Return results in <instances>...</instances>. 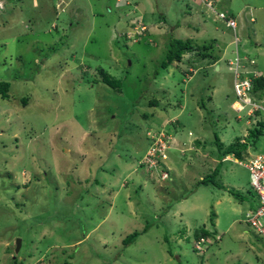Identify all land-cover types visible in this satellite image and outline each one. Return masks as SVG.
Segmentation results:
<instances>
[{"label": "rangeland", "instance_id": "1", "mask_svg": "<svg viewBox=\"0 0 264 264\" xmlns=\"http://www.w3.org/2000/svg\"><path fill=\"white\" fill-rule=\"evenodd\" d=\"M4 1L0 81L10 90L0 94V264H264V237L245 223L256 204L248 171L234 166L228 179L227 165L216 176L223 190L199 185L207 150L191 144L195 136L209 142L214 128L225 145L247 132L227 105L231 73L191 51L159 68L172 38L229 56L245 55L236 33L264 47V0H213L212 9L190 0ZM137 12L149 30L140 42L127 38L145 32L126 24ZM220 13L234 18L235 33ZM101 68L121 86L101 82ZM183 115L193 118L164 148L165 182L160 165L146 163L158 148L150 139ZM220 192L229 200L217 204ZM203 227L217 240L200 252L193 241Z\"/></svg>", "mask_w": 264, "mask_h": 264}, {"label": "trees", "instance_id": "2", "mask_svg": "<svg viewBox=\"0 0 264 264\" xmlns=\"http://www.w3.org/2000/svg\"><path fill=\"white\" fill-rule=\"evenodd\" d=\"M13 1V0H12ZM6 3L7 2H3L0 4L1 7H3V9L6 8ZM10 4L8 3V6ZM133 6H136V4H134ZM137 11V10H136ZM130 14H132V11H129ZM139 12H137L136 14H133L134 17L133 18H129L128 17V21L126 22V24L128 23L129 26H131V28H134L135 23L134 24H130V21L138 18L141 20L142 24L145 25V22H143V19L141 17H137V15ZM130 16V15H129ZM146 26V25H145ZM147 27V26H146ZM148 29L145 30V32L143 33V35H134L133 40H137V41H141L143 38L148 39ZM123 37H125V35H123ZM128 38V37H127ZM129 39V38H128ZM131 40V39H130ZM136 41V42H137ZM208 50H211V43H208L207 45L202 44V45H197L195 44L193 41L186 40V41H182L179 39H170L169 43H168V47H167V51L164 55V58L160 61L159 63V68L166 70L169 66L173 65L175 62H182V54L185 52H195L197 55L198 54H202V58H208L210 57L211 59H214L211 55H210V51L208 52ZM206 51V52H205ZM157 72V71H156ZM182 74H186L185 72L181 71ZM98 74L101 76V82H103L105 85H107L108 87H112L115 88L117 86H121V82L115 79H110V77H108V75L106 74V71L104 69H100L98 71ZM157 74V73H156ZM253 85V94L256 98L261 99L264 97V76H260L257 80H255ZM10 90V83L8 81H0V94L2 96V98H9L8 92ZM23 104L26 105V100L23 99ZM152 105H156V101H153L151 103ZM201 108L205 109V105L201 104L200 106ZM192 114H194V111H192ZM200 116V115H199ZM203 115H201L202 117ZM193 118L192 115L191 117H185L184 115L181 116L180 118H178L176 121H172L170 123H166V124H161L160 127L158 128H154L153 130L155 131V134H159L161 132L164 133V139L168 142L171 138H176L179 136H181L182 133H185L184 130H186L185 125L189 128L188 123L191 121L190 119ZM205 117H203L204 120ZM163 119V118H162ZM162 119L160 118V120L162 122ZM202 120V124L206 125V121L203 123ZM160 124V123H158ZM151 126V124H149ZM214 122L211 123V129L213 127ZM259 127L261 129L255 128L253 131L250 132V138H257L260 135H262V132L264 130V123L260 124ZM150 127H147V129H149ZM149 131V130H148ZM212 136H211V140L209 142L204 141L200 138L195 137L196 139L192 142L193 143V148H201V149H205L208 150V148H214L213 151L211 153H215L216 156V160L215 163L212 162H208L209 161V157H205L203 159V173H202V178L198 181L199 185L202 186H206V185H212L214 187H219V189L223 190V187L221 186V184L216 181L217 179V175L219 173H221V168H223L224 166H227L229 163L228 162H224L223 159L225 158V156L227 154H235L237 157H240V152L238 153V141H236L234 144L230 145V146H224L223 143L220 141L219 136H218V131L212 130ZM186 133L190 134V130H188ZM149 136H147L148 138ZM153 140V139H150ZM160 165V170L161 172H164L165 174L169 173L166 167V164ZM213 168V169H212ZM206 173V174H205ZM199 175V174H198ZM201 175V174H200ZM168 180V176L167 178L164 179V181L166 182ZM152 185V184H151ZM139 188V187H138ZM143 187H141L140 189L142 190ZM251 188V187H250ZM253 197H255V193L252 189H250ZM231 192L230 195H232L233 197H235V199H240V195L238 193H234L233 191H229ZM251 194V193H250ZM189 195V194H188ZM187 195V196H188ZM186 196V197H187ZM185 197V196H182ZM182 199V198H180ZM241 201V200H240ZM148 229V226L144 227V229L140 232L135 231L132 232L131 234L127 235L122 243L123 245L127 246L130 245L132 243L136 242V239L141 236L142 234H144ZM198 230V229H197ZM194 233V237L198 240L200 238L204 239L206 245L209 239H214V241H216V237L214 238V234L211 231L206 230V228H200L199 231H197ZM68 264V263H66Z\"/></svg>", "mask_w": 264, "mask_h": 264}, {"label": "clouds", "instance_id": "3", "mask_svg": "<svg viewBox=\"0 0 264 264\" xmlns=\"http://www.w3.org/2000/svg\"><path fill=\"white\" fill-rule=\"evenodd\" d=\"M201 1H204V2L207 1V6L212 9L213 0H201ZM208 3H210V6L208 5ZM220 14H222V13H220ZM223 15H224V18H221L220 16H219V18H221L222 20H225L226 26H227V21H229V20H233L235 22L234 18H232V17L227 18L224 13H223ZM250 21L253 22V19H251ZM227 27H229V26H227ZM229 28H231V27H229ZM236 28H237V24L235 22V28H231V29L234 30V33H235ZM239 30L241 31V29H239ZM131 40L134 41L133 39H131ZM234 45H235L236 48H238V46H240V47L243 46L242 43H240V40L238 39L237 33L235 34ZM217 49L218 50H217V52L215 54H212L213 53V49L208 50V52L210 51L211 56L216 61L215 64H216L217 67H220V66H218L220 63H224L226 65L227 70L231 73V82H230V89H231L230 97H231V99H230V102L227 103V105H228L230 111H232L233 113H235V115H237L235 117L237 122H241L242 119L245 120V122H244V125H245L244 130H247V132H243L240 137H236L228 145H225V142H223L219 138L224 146H230V145L234 144L236 141H238V150H237V152L238 153L240 152V157H237L235 154L231 153V154H227L225 156V158L223 159V161L226 160L224 162L235 163L236 165L244 168L243 165H240L239 163H245L248 160L252 159L254 156L258 155V154H264V153H261V147L263 148L264 144H261V142H260V138L264 136V130L262 132V135H260L259 137L254 138V139L250 138V132L251 131H253L255 128L261 129L259 127V125L264 123V115L260 111H256L253 114H250L248 112V110H249V108H248L246 113H245V115L243 117H240V115L246 109L245 110H241V111H234L232 109L231 104L234 101V98L236 96L234 88H233V85H234V82H235V76H237V75H238V77L241 80H251V88H250V91H249V97L254 102H258V103L264 104V97L261 98V99H258L253 94V85H254L253 82L255 80H257L260 76H263V75L261 73V70L259 69V58L258 57H252V55L247 54V52H246L245 55H240L239 54V50H238V52L236 51V53L233 54V56H229L227 53H226L227 56H225L224 55V51L225 50H221L220 51L218 47H217ZM235 65H237V71H234ZM186 75L187 74H185V76ZM192 75L193 74H191V76L188 77V80H190ZM215 123H216V121L214 122V124ZM223 124L225 126L224 121H223ZM250 153H251V155H250V157H248ZM227 160H229V161H227ZM249 186H250V184H249ZM255 197H256V194H255ZM255 200H256V204L248 211L247 214H249L250 212H253L257 208V206H258L257 197H256ZM246 219L247 218H245V223L253 230V232L256 235L260 236V237H264V235L257 234L255 232V230L247 223ZM198 240H194L193 243H195ZM204 248L207 249V246H206L205 242H204L200 252H203Z\"/></svg>", "mask_w": 264, "mask_h": 264}, {"label": "built area", "instance_id": "4", "mask_svg": "<svg viewBox=\"0 0 264 264\" xmlns=\"http://www.w3.org/2000/svg\"><path fill=\"white\" fill-rule=\"evenodd\" d=\"M116 2H121V0H116ZM208 5L210 6V3H208ZM219 16L224 18L223 14H220ZM134 23V30L138 29L139 26H141V30H146V27L142 24L140 19H134L130 21V24ZM227 26L235 28V22L233 20H229L227 21ZM127 37L129 39H133L134 35L132 37L127 35ZM234 71H237V65H235ZM233 88L236 96L231 104V107L234 111H241L249 108L248 112L250 114L260 111L264 115V104L254 102L249 97L251 80H241L237 75L235 76ZM157 136L159 137L158 139H152L158 143V148H154L152 151H149L146 161L147 164H152L154 167L159 164H164V161L166 160L163 159L164 154H166L164 148L167 147L166 145L168 143V140L166 141L164 139L163 132L159 133ZM162 140H164V142H162ZM239 164L243 165V167L248 171L250 187L256 194L258 200L257 208L246 216L247 223L255 230L257 234L264 235V154H258L247 162ZM162 177L163 179L167 178V174L164 173ZM204 242L205 241L202 238L196 241L195 243L197 246L195 249L201 250Z\"/></svg>", "mask_w": 264, "mask_h": 264}, {"label": "crops", "instance_id": "5", "mask_svg": "<svg viewBox=\"0 0 264 264\" xmlns=\"http://www.w3.org/2000/svg\"><path fill=\"white\" fill-rule=\"evenodd\" d=\"M194 5L196 4V3H198V4H200L201 3V5L203 4L202 2H201V0H190ZM190 9L189 10H193V8L192 7H189ZM197 12V11H196ZM198 13V12H197ZM148 29V28H147ZM240 29H241V32H242V27H240ZM148 32H149V30H148ZM149 38V37H148ZM257 39V37L255 36L254 37V42H247V41H243L242 42V45L244 46L242 49H243V52H244V54H246V52H248L249 54L251 53H255V54H252V55H257L256 53L258 52L259 54H262V56L264 55V47H262V44L260 43V41H257L256 40ZM251 51H253V52H251ZM255 51V52H254ZM247 53V54H248ZM224 55L225 56H227V54H226V52L224 51ZM252 57H258L259 59H260V57L257 55V56H252ZM214 63L212 64V65H210L212 68H216V71H220V68L221 67H217L216 66V61L214 60L213 61ZM259 69L261 70V73L263 72V76H264V67H260L259 66ZM224 123H225V126H230L229 125V123L225 120L224 121ZM232 128V127H231ZM218 136H219V133H218ZM196 137V136H195ZM193 142V141H192ZM192 144V146H193V143H191ZM258 152V151H257ZM261 153H264V147L262 148L261 147ZM250 155H251V153L249 154V156L248 157H250ZM205 157H212L213 158V161L214 160H216V156H215V153H211V152H208V150H207V152H206V154H205ZM246 158V157H245ZM234 166H238V165H236L235 163H229L228 164V167H230V171L228 172L229 173V175H227V177H228V179H232L231 178V174H234ZM242 168V167H241ZM222 169V168H221ZM244 169V168H243ZM202 178V177H201ZM227 186H230V187H234L235 185H233V186H231V185H227ZM226 189H228V187L226 188ZM220 193H222V192H220ZM191 195H189V196H187V197H190ZM221 198H218L219 200H218V202H217V204H221V202H219L220 201V199L221 200H229V196L227 197V196H225V194L224 193H222L221 194ZM198 197V196H197ZM186 200V199H185ZM189 199H187L186 201H184V203L185 202H187ZM217 204H216V206H217Z\"/></svg>", "mask_w": 264, "mask_h": 264}, {"label": "water", "instance_id": "6", "mask_svg": "<svg viewBox=\"0 0 264 264\" xmlns=\"http://www.w3.org/2000/svg\"><path fill=\"white\" fill-rule=\"evenodd\" d=\"M20 245H21V240L17 239L15 242V246H16L15 253L19 251Z\"/></svg>", "mask_w": 264, "mask_h": 264}]
</instances>
